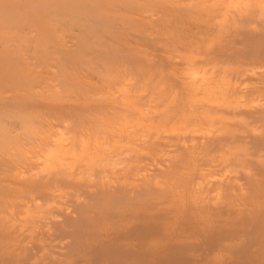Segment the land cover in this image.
<instances>
[{"label":"bare ground","instance_id":"1","mask_svg":"<svg viewBox=\"0 0 264 264\" xmlns=\"http://www.w3.org/2000/svg\"><path fill=\"white\" fill-rule=\"evenodd\" d=\"M0 264H264V0H0Z\"/></svg>","mask_w":264,"mask_h":264},{"label":"rangeland","instance_id":"2","mask_svg":"<svg viewBox=\"0 0 264 264\" xmlns=\"http://www.w3.org/2000/svg\"><path fill=\"white\" fill-rule=\"evenodd\" d=\"M144 159H145V158H144ZM145 160H146L145 163L149 161V160H147V159H145ZM109 175L111 176V174H109ZM111 178H112V177H111ZM111 184H112V183H111ZM111 184H110V185H111ZM67 185H68V184H67ZM106 186H107V184H106ZM62 187H63V186H62ZM107 187H108V186H107ZM64 188H65V187H64ZM65 189H66V188H65ZM67 189L70 190L69 187H67ZM68 190H67V191H68ZM65 191H66V190H65ZM70 191H71V190H70ZM64 195H65V194H61V196H62L61 198H63ZM38 197H39V196H37V198H38ZM64 198H65V199H64ZM64 198H63L62 200H65V201L67 200L66 202L69 203L68 200L70 199V197L65 196ZM67 198H68V199H67ZM70 203H71V201H70ZM70 203H69V204H70ZM53 204H54V206H52V207L56 208V207H55L56 204H55V203H53ZM67 205H68V204H67ZM67 205H66V206H67ZM72 205H74V203H73ZM72 205H69L68 208L70 209L71 207H73ZM48 206L50 207V205H48ZM45 207H46V206H45ZM132 207H133V206H132ZM134 207H135V206H134ZM43 208H44V207H43ZM43 208H42V210H44L43 212L45 213V211L48 210V207L45 208V209H43ZM126 208H127V207H126ZM126 208H123V209H124V212H126V211L128 210V208H127V210L125 211ZM46 209H47V210H46ZM49 209H50V208H49ZM56 209H57V208H56ZM56 209H55V210H56ZM42 210H41V211H42ZM51 210H53L54 214L56 213L55 216L58 215L57 212L54 211V209L51 208ZM41 211H40V212L38 211L39 214H38L37 216L41 215ZM51 212H52V211H51ZM120 212H121L122 214L124 213V212L122 211V209L120 210ZM42 215H43V213H42ZM42 215H41V216H42ZM50 215H51V213L49 214V216H50ZM37 216H34V217H35V218H34L35 220L38 218ZM44 216H47V217H48V211H47L46 215L44 214L42 217H44ZM51 216H52V215H51ZM55 216H54V218H55ZM60 216H63V215H60ZM36 217H37V218H36ZM47 217H46V218H47ZM63 217H64V216H63ZM46 218H42V220H43V219H46ZM56 218H58V216H56ZM60 218H61V217H59L58 221L60 220ZM39 219H40V216H39ZM64 219H65V218H64ZM32 220H33V219H32ZM40 220H41V219H40ZM46 220H47V219H46ZM43 221H44V220H43ZM29 222H30V221H29ZM37 222H39V221L37 220ZM37 222H36V221H35V222L32 221L31 223H32V224H33V223H34V224H35V223L37 224ZM31 223L28 224V225H32ZM40 223H41V222H40ZM36 224H35V225H36ZM35 225H34V226H35ZM36 226H37V225H36ZM29 227H30V226H29ZM29 227H28V228H29ZM38 228H39V226H38ZM36 229H37V227H36ZM54 231H55V230H53L52 233H54ZM54 234H55V235H54ZM54 234H51L52 236L50 235V239L53 237L52 240H50V241H53L54 244H55V242L57 243L58 241H60V242L62 243L63 240L66 241V240L68 239V238H67V234H65V233H64V234H63L62 232H61V233H59V232L56 233V231H55ZM59 234H60V235L63 234V235L60 236ZM53 235L56 236V237H54ZM60 237H63V238L60 239ZM55 238H56L58 241L55 240ZM64 238H65L66 240H65ZM122 238H123V237H122ZM124 238H125V237H124ZM124 238H123V239H124ZM129 238H130V235H129ZM38 241H40V240H38ZM47 241H49V240H45L44 242H47ZM64 241H63V242H64ZM92 241H94V240H92ZM53 242L49 243L50 245H48L49 247L47 246V251L51 250V249L54 247V246H51V244L54 245ZM60 242L57 243V244H55V245H58V244L60 245V244H61ZM27 243H28V244H29V243H31V244L33 243V244H34L35 242H32V241H31V242H27ZM47 244H48V242H47ZM47 244H46V245H47ZM35 245H36V243L34 244V246H35ZM46 245H45V246H46ZM36 246H38V247H42V245H40V242H38V244H37ZM51 247H52V248H51ZM48 249H49V250H48ZM24 250H25V249H24ZM27 250H30V249H27ZM40 252H41V251H40ZM41 254H42V253H41ZM39 255H40V253H39Z\"/></svg>","mask_w":264,"mask_h":264}]
</instances>
